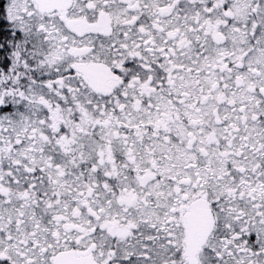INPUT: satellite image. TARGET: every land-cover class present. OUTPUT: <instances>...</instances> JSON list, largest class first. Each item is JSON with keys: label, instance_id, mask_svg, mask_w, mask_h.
<instances>
[{"label": "snow or ice", "instance_id": "6c2138e0", "mask_svg": "<svg viewBox=\"0 0 264 264\" xmlns=\"http://www.w3.org/2000/svg\"><path fill=\"white\" fill-rule=\"evenodd\" d=\"M0 264H264V0H0Z\"/></svg>", "mask_w": 264, "mask_h": 264}]
</instances>
